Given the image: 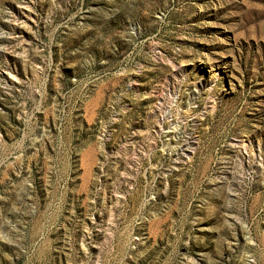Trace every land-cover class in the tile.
Instances as JSON below:
<instances>
[{"label":"rangeland","instance_id":"rangeland-1","mask_svg":"<svg viewBox=\"0 0 264 264\" xmlns=\"http://www.w3.org/2000/svg\"><path fill=\"white\" fill-rule=\"evenodd\" d=\"M0 264H264V0H0Z\"/></svg>","mask_w":264,"mask_h":264}]
</instances>
